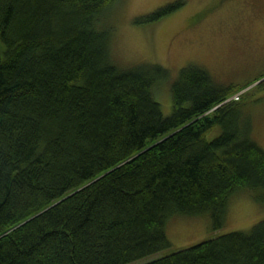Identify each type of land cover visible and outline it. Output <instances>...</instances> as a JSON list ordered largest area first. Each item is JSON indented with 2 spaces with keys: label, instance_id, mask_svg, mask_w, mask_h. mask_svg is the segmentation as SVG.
<instances>
[{
  "label": "trees",
  "instance_id": "trees-1",
  "mask_svg": "<svg viewBox=\"0 0 264 264\" xmlns=\"http://www.w3.org/2000/svg\"><path fill=\"white\" fill-rule=\"evenodd\" d=\"M117 2L0 0V264H129L170 247L173 215L218 229L236 192L264 202V146L235 87L189 64L165 115L169 70L112 57L99 25ZM140 264H264V219Z\"/></svg>",
  "mask_w": 264,
  "mask_h": 264
},
{
  "label": "rangeland",
  "instance_id": "rangeland-1",
  "mask_svg": "<svg viewBox=\"0 0 264 264\" xmlns=\"http://www.w3.org/2000/svg\"><path fill=\"white\" fill-rule=\"evenodd\" d=\"M177 1L118 0L99 25L112 26V57L125 67L143 62L169 70V79L154 88L165 115L172 110L171 84L180 70L189 64L208 68L215 80L235 87L237 92L227 100L239 98L245 115L252 119L253 135L264 146V0H182L161 17L145 20L159 7ZM140 17L144 19L137 21ZM219 131L215 127L207 136ZM262 219L264 202L251 190H240L231 197L225 222L218 229L209 213L173 215L166 225L170 247L129 264L230 231H249Z\"/></svg>",
  "mask_w": 264,
  "mask_h": 264
},
{
  "label": "flooded vegetation",
  "instance_id": "flooded-vegetation-1",
  "mask_svg": "<svg viewBox=\"0 0 264 264\" xmlns=\"http://www.w3.org/2000/svg\"><path fill=\"white\" fill-rule=\"evenodd\" d=\"M199 20H197L196 22H198Z\"/></svg>",
  "mask_w": 264,
  "mask_h": 264
}]
</instances>
